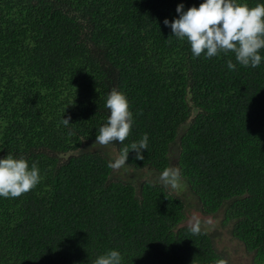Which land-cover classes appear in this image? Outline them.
Instances as JSON below:
<instances>
[{"label": "trees", "instance_id": "16d2710c", "mask_svg": "<svg viewBox=\"0 0 264 264\" xmlns=\"http://www.w3.org/2000/svg\"><path fill=\"white\" fill-rule=\"evenodd\" d=\"M201 2L0 0V157L41 174L0 198V264H94L113 248L123 264H229L207 221L190 230L192 208L264 264V62L194 57L171 36L163 21L177 4ZM113 88L134 124L123 144L100 145ZM145 133L143 160L130 150L108 166ZM166 168L180 170L183 192L154 178Z\"/></svg>", "mask_w": 264, "mask_h": 264}, {"label": "clouds", "instance_id": "9594fccd", "mask_svg": "<svg viewBox=\"0 0 264 264\" xmlns=\"http://www.w3.org/2000/svg\"><path fill=\"white\" fill-rule=\"evenodd\" d=\"M176 12L178 18L171 21L165 18L163 23L171 28V36L189 43L194 57L203 55L211 59L221 53L227 55L232 52L236 62L245 67L258 68L264 62V0H259L254 7L238 3L237 0H202L198 7L187 9L183 3H179ZM227 68L234 71L236 64L228 60ZM104 106L109 115L100 127L95 142L100 145L114 144V141L123 144L134 124L126 94L113 88ZM70 119V116H61V123L67 127L72 124ZM148 141L149 136L145 133L138 142L124 148L108 166L113 169L125 166L130 150L135 152L136 159L143 160L142 150H148ZM180 178L179 169L166 168L159 180L165 185L176 187ZM40 181L38 163L30 165L26 157L11 153L0 157V198L20 197L36 188ZM190 230L193 234H199V223H194ZM94 264H123V255L118 249H109L98 255Z\"/></svg>", "mask_w": 264, "mask_h": 264}, {"label": "rangeland", "instance_id": "374dc122", "mask_svg": "<svg viewBox=\"0 0 264 264\" xmlns=\"http://www.w3.org/2000/svg\"><path fill=\"white\" fill-rule=\"evenodd\" d=\"M157 177V180H159L160 175L157 176L154 175V178ZM172 191L176 193H181L184 190V184L177 183L176 187H172L168 185ZM193 211L190 209L187 218L192 219V224L195 222V217L192 218ZM196 215L199 217L198 220L200 221H207V223L210 224L211 227H213L216 234L219 235L218 239V248L223 249L226 248L228 250V258H229V264H254L253 263V254L248 253L245 249H243L242 244L240 241L236 240L235 238H232L229 233H224V230H221L219 228V221L214 220L211 216H201L197 211ZM223 228L225 225H222Z\"/></svg>", "mask_w": 264, "mask_h": 264}, {"label": "flooded vegetation", "instance_id": "af4514ba", "mask_svg": "<svg viewBox=\"0 0 264 264\" xmlns=\"http://www.w3.org/2000/svg\"><path fill=\"white\" fill-rule=\"evenodd\" d=\"M191 210L193 211L192 218L195 217V218H194V219H195V222H194V223H197V222H198L199 224H200V223H203L204 221H201V220L199 221V220H198L199 217L196 215V211H197V210L195 211V209H193V208H192ZM197 212H198L201 216H204V215H203L202 213H200L199 211H197ZM187 216H188V215H187ZM189 220H190L191 225H193L194 223L192 224V219H189ZM225 227H229V226L227 225V226H225ZM219 228H220L221 230H224V231H223L224 233H228V232H227V231H228V228H223L222 226H219ZM211 231H213V230H211ZM214 233H215V231H214ZM230 236H231V235H230ZM231 237H232V236H231ZM232 238H233V237H232Z\"/></svg>", "mask_w": 264, "mask_h": 264}, {"label": "water", "instance_id": "95a60500", "mask_svg": "<svg viewBox=\"0 0 264 264\" xmlns=\"http://www.w3.org/2000/svg\"><path fill=\"white\" fill-rule=\"evenodd\" d=\"M196 111V109L195 108H192V113H191V116H193L194 115V112Z\"/></svg>", "mask_w": 264, "mask_h": 264}]
</instances>
